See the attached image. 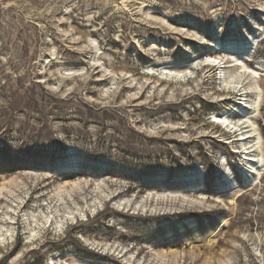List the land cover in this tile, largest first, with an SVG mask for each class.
Here are the masks:
<instances>
[{
    "label": "rangeland",
    "instance_id": "rangeland-1",
    "mask_svg": "<svg viewBox=\"0 0 264 264\" xmlns=\"http://www.w3.org/2000/svg\"><path fill=\"white\" fill-rule=\"evenodd\" d=\"M0 264H264V0H0Z\"/></svg>",
    "mask_w": 264,
    "mask_h": 264
},
{
    "label": "bare ground",
    "instance_id": "bare-ground-1",
    "mask_svg": "<svg viewBox=\"0 0 264 264\" xmlns=\"http://www.w3.org/2000/svg\"><path fill=\"white\" fill-rule=\"evenodd\" d=\"M250 37H253V41H255V39L257 38V36H250ZM216 45H218L217 43H216ZM230 49H233V47L232 48H230ZM209 60H208V62L206 63V65L207 66H212V67H214V68H216L217 70L218 69H220V71H221V74L224 72V68L226 67L225 65H224V63H223V60L221 59V58H208ZM212 61H214L215 63H213ZM235 62L237 63L236 65L238 66L237 67V69L239 70V69H248V67L246 66V64L245 63H243L242 62V60L240 59V58H236L235 59ZM148 74H150L151 72H147ZM230 78H231V76H230ZM259 97V96H258ZM242 102H244V101H242ZM240 105H243L244 106V108H249V106H248V104H246V103H239ZM216 116V117H215ZM214 117V119H212V120H210V122L211 123H213V124H215V125H217V126H220V127H222L223 128V126L225 125L226 127H227V129H232V130H235V133H238V131H240L241 133L239 134V135H237V136H239V139H237V141L238 142H245L244 143V145H247L246 144V141H247V139H248V137L249 136H251V134H253L254 135V133H255V128H253L252 130H249V131H242V129H240L239 128V123L238 124H234V123H230L229 122V119L227 118V117H224V116H217V115H215ZM245 118H248L247 116H245ZM241 122V121H240ZM243 128V127H242ZM230 132V131H229ZM257 132V131H256ZM257 134V138H258V142H257V144H260L261 143V141H262V137H261V135H260V133H256ZM250 138V137H249ZM242 145V144H241ZM249 152V151H248ZM244 154H246L247 155V159H248V161H253V160H255V158H256V156H254V155H251V154H249V153H244Z\"/></svg>",
    "mask_w": 264,
    "mask_h": 264
},
{
    "label": "snow or ice",
    "instance_id": "snow-or-ice-1",
    "mask_svg": "<svg viewBox=\"0 0 264 264\" xmlns=\"http://www.w3.org/2000/svg\"><path fill=\"white\" fill-rule=\"evenodd\" d=\"M213 63H215L214 61H212Z\"/></svg>",
    "mask_w": 264,
    "mask_h": 264
}]
</instances>
